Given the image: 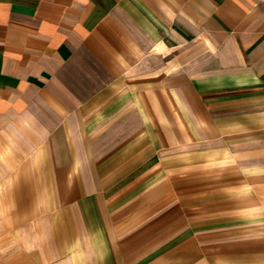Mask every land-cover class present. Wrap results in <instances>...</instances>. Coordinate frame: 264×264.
Instances as JSON below:
<instances>
[{"label":"crops","instance_id":"obj_1","mask_svg":"<svg viewBox=\"0 0 264 264\" xmlns=\"http://www.w3.org/2000/svg\"><path fill=\"white\" fill-rule=\"evenodd\" d=\"M0 264H264V0H0Z\"/></svg>","mask_w":264,"mask_h":264}]
</instances>
